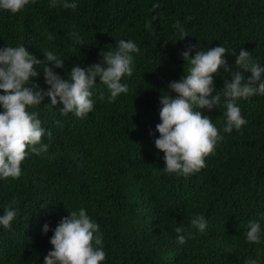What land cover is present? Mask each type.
Returning <instances> with one entry per match:
<instances>
[{"label": "trees", "instance_id": "trees-1", "mask_svg": "<svg viewBox=\"0 0 264 264\" xmlns=\"http://www.w3.org/2000/svg\"><path fill=\"white\" fill-rule=\"evenodd\" d=\"M68 2L77 7L36 0L16 14L0 10V48L24 45L41 60L44 49L53 51L65 61L55 69L65 79L74 65L98 63L100 51L115 50L121 39L137 43L141 54H133L134 73L122 80L128 93L114 102L97 78L94 108L84 118L61 115L63 105L51 106L48 98L32 109L53 140L44 156L28 150L18 179H0V215L13 200L19 210L11 230L0 226V264H44L53 231L44 234L43 225L54 229L82 207L100 225L106 252L101 264H245L249 258L264 264V95L238 101L247 123L231 133L222 131L223 95L218 108L202 110L224 139L199 172L168 174L154 143L161 95L185 75L181 53L188 44L204 51L224 46L233 70L232 53L241 48L264 66V0ZM154 4L160 7L153 10ZM177 21L189 35L184 40ZM72 32L83 45H74ZM36 67L40 75L32 82L47 89L44 64ZM226 78L231 77L223 69L215 75L218 91ZM42 142L48 143L46 135ZM198 214L207 220L203 232L190 225ZM250 221L261 224L259 244L246 239ZM180 225L194 237L185 244L173 231Z\"/></svg>", "mask_w": 264, "mask_h": 264}, {"label": "clouds", "instance_id": "clouds-1", "mask_svg": "<svg viewBox=\"0 0 264 264\" xmlns=\"http://www.w3.org/2000/svg\"><path fill=\"white\" fill-rule=\"evenodd\" d=\"M36 0H0V10L13 14L25 9L29 3ZM55 7L60 0H50ZM64 8L75 9V2L63 0ZM153 5V10L159 8ZM157 17L153 16L152 20ZM190 19V18H189ZM152 28V22L146 24ZM174 27L178 30L180 40L188 37V33L177 21ZM70 37L74 45H83L84 40L77 32ZM55 37L49 33L47 39ZM193 53H195L193 55ZM141 54V49L132 40L121 39L115 50L100 51V61L87 67L74 65L67 79L59 75L55 69L65 67V61L48 49L43 50L44 59H38L24 45L0 48V179H18L22 175V162L28 150L37 156L49 152L53 136L51 131L42 127L34 111L45 98L51 106L62 104L61 115L74 114L84 118L94 108L91 89L96 85L97 78L108 90L107 100L114 102L121 94H127L129 87L122 80L134 73V56ZM228 50L224 46L197 50V45L188 44L181 56L186 61L185 75L178 81L168 85L169 91L163 92L160 98L162 105L159 115L161 122L156 125L159 137L155 139V147L164 154V171L177 176H189L206 167L205 158L214 153L217 144L224 139L210 116L202 111L218 108L221 96L225 98L223 113L225 119L222 131L231 133L246 125L238 101L247 100L256 95H264V66L254 60L249 51L241 48L236 56L235 70L225 59ZM44 64L42 69L47 89L33 83L32 78L40 75L37 65ZM223 69L231 78L225 79L223 88L217 90L215 75ZM251 73V75H245ZM175 93V97L171 95ZM105 99L104 93L99 97ZM59 124V121L57 122ZM154 135V133H151ZM47 136L48 143L42 142ZM13 200L4 208L0 215V226L12 229L13 222L19 216V210L13 207ZM63 217L54 229L49 224L43 225V233L50 230L52 249L44 257V264H101L106 259L103 246V234L100 225L87 213L85 208L70 211ZM192 228L203 232L207 227L204 215H194L190 219ZM180 244L192 239L193 234L183 225L173 229ZM249 243L259 244L262 237L261 224L250 221L245 233ZM245 264H259L258 259L249 258Z\"/></svg>", "mask_w": 264, "mask_h": 264}]
</instances>
